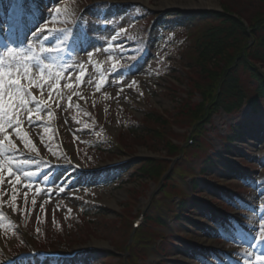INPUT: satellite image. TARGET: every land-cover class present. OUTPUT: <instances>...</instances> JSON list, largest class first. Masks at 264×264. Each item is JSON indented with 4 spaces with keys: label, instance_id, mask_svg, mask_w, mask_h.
Instances as JSON below:
<instances>
[{
    "label": "rangeland",
    "instance_id": "374dc122",
    "mask_svg": "<svg viewBox=\"0 0 264 264\" xmlns=\"http://www.w3.org/2000/svg\"><path fill=\"white\" fill-rule=\"evenodd\" d=\"M93 1L95 0H74L73 4L85 5ZM96 1L102 4L119 3L123 5V11L120 12L127 13L115 15L118 12L116 9L105 11L100 9L99 12L102 13L89 15L90 11H85L83 15L85 29H81L76 37L80 40L95 39L97 40L95 46L92 45L88 48L89 44L82 52L68 53L65 40L67 31L60 34V40L63 43H59L53 33L47 36L43 43V46L47 48H59V51L52 52L60 60L67 61L71 57V59H83L82 61L71 62L67 68L61 69V64L54 62L47 54L42 58L44 64L39 65L35 62L36 59H33L34 62L31 61L29 65L30 77L35 82L33 84H29L23 70L20 72L19 78L22 85L29 89L36 100L33 101L31 96H26L29 103L22 108L17 107L14 117V121H20L18 127L22 129L23 133H27V137L21 138L16 135L13 127L8 125L7 117L2 121L4 132H0V141H4L5 135L10 136L14 147L4 141L3 154L5 156L0 160L2 163L0 175L3 176V180H0V260L5 255L14 254L25 248L23 239L18 232V226L24 229L29 240L38 247H50L51 241L56 246L54 248L61 250H69L83 245H93L103 251L109 250L111 236L114 235L112 233L122 224V217L126 216L128 219L129 216H135L137 212H140L156 187L153 178L148 180L145 176L140 175L138 167H135L138 160L131 161L133 167L130 169L128 167L129 170L126 173L121 174L116 181L105 186L89 188V186H83L81 182L77 186H73L74 184L70 186L67 180H65L66 183L68 182L67 185L58 186L59 182L50 183L56 179L55 173L47 171L46 177H44V172L47 169L45 168L43 171L42 166L45 167L43 164L32 163V160L27 157H18L14 149L21 147L36 155L59 158V160L71 157L86 165L98 166L114 159H109L111 151L108 149L107 141L102 140L101 137L98 138L97 132L102 128L115 135V139H120L123 143L125 153L120 155L121 158L163 154L164 151H155L151 147L161 148L162 146H158L156 143L170 137L173 128L176 133L180 134V139L186 134V128L178 129L176 126H172L171 119L165 126H159L155 119L159 115L171 118L176 114L181 101H184L185 98L190 101L188 90L191 89V85L189 81L197 77V70L187 69L183 60L181 62L174 60L176 52L170 43L172 35L170 36L166 32L161 36L159 44H156V40L153 38H148L145 42L146 47L142 50V36L147 32L143 29L146 25L148 26L149 20L153 16L152 12L154 14L156 11H163V17L167 13H173L174 10L192 12L200 9H215L218 8L220 0H201L203 2L211 1L212 6L205 4L197 6L193 4L164 5L165 0ZM130 1L139 2L145 5L146 9H135L138 3L131 5ZM73 4L71 5L73 6ZM72 6L62 10L60 5L58 15L56 12L58 8L52 6L49 9L51 16L48 20L52 23L55 21L61 26V30H65L72 21L70 15ZM237 7L239 8L240 5ZM95 10L93 9V12H96ZM163 18L168 23H182L184 20L180 16ZM102 21L109 24V30L105 31L101 28ZM88 23H91L92 27H86ZM154 27V34H157L159 27L157 28L156 25ZM114 28H118L122 32L129 28L128 35L124 34L119 39L122 43H119L117 36H114V39L111 35ZM166 31L168 30L166 29ZM96 48L99 50L95 51ZM89 50H91L92 56H89ZM27 54L29 55V53ZM171 57L174 58L171 59ZM46 64L51 67L45 68L41 73V67ZM241 82H248L245 75H241ZM37 84L40 86H36ZM38 107L39 118L36 115ZM260 114L264 115V106L260 110ZM249 116L250 112L246 107L235 114L227 115L220 112L216 115L208 132L214 147L219 149V135H226L229 132L228 126L232 125L235 120L237 121L238 117ZM158 129L163 134L166 133L163 138L155 134ZM25 139L30 140L31 144L26 145ZM58 139L64 144L61 148ZM248 146L249 143L244 144L243 149H256V151H250L252 156H255L256 152L262 153L259 160H262L263 163L260 164L263 165L264 139L258 147L248 148ZM9 160L12 163H9ZM13 166L16 167V169L14 168L16 172L9 175L8 169ZM241 166L248 167L249 175L260 174L258 180L264 191V170L260 173L255 164L245 160H242ZM24 173H33V175L26 177ZM107 175L115 176L112 172ZM17 176L28 183L41 182L44 177L47 178L45 180H49L47 181L49 184L45 186L47 189L44 191L35 193L33 188H24L16 179ZM95 176L94 180L99 181L101 176ZM211 178L210 181L219 187L229 188L231 185L229 186L228 183L233 179V185L236 184L235 178H220L216 174ZM235 186L233 190L237 193L244 194L250 191L242 184ZM180 189H183L182 186ZM198 197L211 202L215 209H224L228 212L234 210L222 204L221 199L214 194L203 193ZM173 199L177 200L176 197ZM95 209H99L101 213L90 214ZM189 215L193 224L201 220L202 226H212L207 217L200 218L195 214ZM242 219L245 226L253 224L251 216ZM171 227L175 231L178 229L176 225H171ZM172 228H164L166 231L164 234H170L164 241L167 247H164L165 250L161 254H155L156 258H160V264H191L193 260L189 255L177 252L176 247H172V244H176L179 249L184 248ZM183 231L184 228H181L180 232ZM198 232L194 229L179 236L181 238L188 236L190 240L193 237L199 239L201 233ZM201 237L200 239H202ZM57 242L61 243L57 244ZM230 248L235 250V253L243 254V250L240 248H235L233 245ZM110 260L96 259L89 264H103ZM85 262H88V258L82 259L80 263L84 264ZM145 262L159 264L152 257L146 259Z\"/></svg>",
    "mask_w": 264,
    "mask_h": 264
},
{
    "label": "trees",
    "instance_id": "16d2710c",
    "mask_svg": "<svg viewBox=\"0 0 264 264\" xmlns=\"http://www.w3.org/2000/svg\"><path fill=\"white\" fill-rule=\"evenodd\" d=\"M239 1L240 4L236 0L223 1L221 11L199 15L207 27L199 30L190 42L189 47L195 53L188 57V65L199 68L197 77L190 83L194 90L200 92L201 101L195 103L185 98L174 116L166 118L159 115L155 119L159 126L169 124V119L176 125L197 122L200 133L203 131L201 120L209 121L219 107L230 111L244 98L256 102L257 96L264 94V76L257 67H264V0ZM244 74L254 81L253 91L241 85L240 77ZM155 132L161 138L166 134L159 129ZM172 135L171 132L170 137ZM170 137L160 140L158 146L173 154L179 147L173 146ZM195 142L198 145L197 138ZM164 167L162 161L149 159L142 162L139 169L146 176L156 178ZM187 204L183 203L184 209Z\"/></svg>",
    "mask_w": 264,
    "mask_h": 264
},
{
    "label": "snow or ice",
    "instance_id": "6c2138e0",
    "mask_svg": "<svg viewBox=\"0 0 264 264\" xmlns=\"http://www.w3.org/2000/svg\"><path fill=\"white\" fill-rule=\"evenodd\" d=\"M57 15L60 13V9L56 10ZM55 22V21H54ZM53 35L56 37L59 43H63L60 40V34H62L66 30L59 29H49ZM47 39V38H45ZM59 48H41V51H59ZM35 59L34 55H28L26 50L23 48L17 49L13 47L7 48V52L4 56H0V132H4V125L2 121L5 117H7L8 125L13 127L16 135L21 138L27 137V133H23L22 129L18 127L20 124L19 120L14 121V117L16 114L17 107H24L29 103V101L25 98L26 96H31L33 101L36 100V97L31 94L29 89L25 88L22 83L20 77V72L23 70L24 76L28 78L29 84L35 83L32 81L30 77V62ZM8 61L5 63V61ZM50 65H44L41 67V73H43L45 68H50ZM58 75V74H57ZM36 86H40L37 84ZM11 113V115H9ZM37 118H39V107L37 109ZM31 118V114H30ZM4 141H7L8 144L12 147V139L10 136L5 135ZM4 141H0V154L4 153ZM25 144L30 145L31 141L25 139ZM11 150V147L9 151ZM9 163H12L9 160ZM0 167H2V163H0ZM9 175L12 173V169H8ZM26 177H30L33 173H24ZM19 180V176L16 178ZM0 180H3V176L0 175ZM14 199V197H13ZM35 203V201H33ZM257 243H264V221L260 224V235L258 237H254ZM251 247V246H250ZM250 256L253 253H248ZM28 255L21 253L19 257L26 258ZM250 264H264V252L256 254V259L254 262H250Z\"/></svg>",
    "mask_w": 264,
    "mask_h": 264
},
{
    "label": "bare ground",
    "instance_id": "6f19581e",
    "mask_svg": "<svg viewBox=\"0 0 264 264\" xmlns=\"http://www.w3.org/2000/svg\"><path fill=\"white\" fill-rule=\"evenodd\" d=\"M169 5V4H181V5H190L193 4L194 6L200 5V4H205L212 6L213 3L211 1L203 2L201 0H165L164 5ZM215 4V3H214Z\"/></svg>",
    "mask_w": 264,
    "mask_h": 264
}]
</instances>
